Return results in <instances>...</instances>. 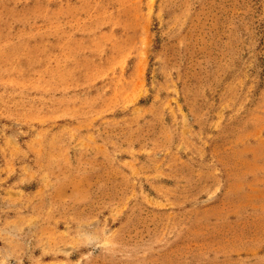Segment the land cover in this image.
<instances>
[{
    "label": "rangeland",
    "instance_id": "obj_1",
    "mask_svg": "<svg viewBox=\"0 0 264 264\" xmlns=\"http://www.w3.org/2000/svg\"><path fill=\"white\" fill-rule=\"evenodd\" d=\"M0 264H264V0H0Z\"/></svg>",
    "mask_w": 264,
    "mask_h": 264
}]
</instances>
